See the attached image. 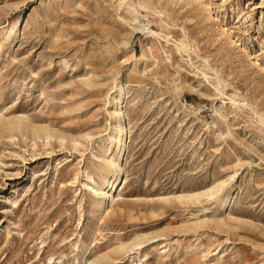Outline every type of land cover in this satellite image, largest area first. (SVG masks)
<instances>
[{
  "label": "rangeland",
  "instance_id": "obj_1",
  "mask_svg": "<svg viewBox=\"0 0 264 264\" xmlns=\"http://www.w3.org/2000/svg\"><path fill=\"white\" fill-rule=\"evenodd\" d=\"M200 1L0 0V121L78 140L0 128V264H264V0Z\"/></svg>",
  "mask_w": 264,
  "mask_h": 264
},
{
  "label": "bare ground",
  "instance_id": "obj_2",
  "mask_svg": "<svg viewBox=\"0 0 264 264\" xmlns=\"http://www.w3.org/2000/svg\"><path fill=\"white\" fill-rule=\"evenodd\" d=\"M168 1H172V0H168ZM199 3L201 2L200 0H196ZM209 5V4H207ZM142 7H145L144 3H141ZM210 6L207 7V12L210 11ZM211 12V11H210ZM211 15V14H210ZM211 18H213V16L211 15ZM135 21V24H139L138 19L137 18H133ZM218 21L217 17L214 18V22ZM19 23H16V25L14 26V28H16L18 26ZM20 25V24H19ZM12 28V30L14 29ZM226 28V27H225ZM11 30V27H10ZM134 30H143L142 26H138L137 28H135ZM224 32L227 33V37L229 35V37L231 38V34L229 33L228 29L223 30ZM2 32V31H1ZM14 32V31H13ZM223 32V34H224ZM225 33V34H226ZM9 34V33H8ZM224 34V35H225ZM228 37V38H229ZM232 44L239 46L240 44H238V41L235 40H231ZM243 51H245L246 53H248V51L246 49H243ZM248 55L250 57H252V55L250 53H248ZM256 64L258 66H260V63L258 61H256ZM121 80V79H120ZM123 83L122 81H118L116 86L114 87V90L112 92V98H111V106H112V111H111V119H112V124H113V129L112 131L109 133L108 138L106 139L107 142L112 143H116L118 148V157H124L125 156V147H126V139L128 137V127L125 121H123L124 118V112L122 110V96H123V92H124V87H123ZM0 128L3 129V131L5 133L8 134V137H10L11 139H13L15 137V133H20V134H24V133H31V135H33V140H41L44 139V146H51L53 143L52 141L58 140L61 141L62 146L64 145V142L67 141L68 139L71 140V142H73V144L78 143L77 138L75 137H68L66 133L64 132H60V131H56L54 130L50 125H38V124H33L32 122L26 121L25 118H17V119H13V120H7V121H0ZM36 142V141H35ZM106 142V146H108V143ZM38 144V143H37ZM115 155V154H114ZM116 156V155H115ZM118 159V158H117ZM103 161L105 162L106 166L109 168V171L113 174V177L111 178L110 176L105 177V182L108 184L106 189H101L100 188V184L96 183V181L94 183H86V187L89 189V191H91V193L93 194V196L95 197V201L101 200L102 198H104L101 206H100V211L102 212L104 209H108L116 200L117 197V193L119 191V187L120 185H122L123 180L121 179L122 177V172H121V168L118 170L117 165L114 162V157L113 155H106L103 158ZM260 162V161H259ZM87 178L91 180L92 176L90 174V172H86ZM119 184V185H118ZM217 188H222V185H218ZM219 193L218 191H215V188H212L210 190H208L206 192V195H215ZM194 197H200L202 196L201 194H196V195H192ZM190 196V197H192ZM180 199L182 198L179 197ZM228 200V199H227ZM227 200H224L221 204V206L223 208H225L227 206ZM143 244L139 243V244H134V245H129L127 247H122L121 249L124 250H130V251H134L135 247H141ZM138 252L141 251L140 249H137ZM139 254V253H137Z\"/></svg>",
  "mask_w": 264,
  "mask_h": 264
}]
</instances>
